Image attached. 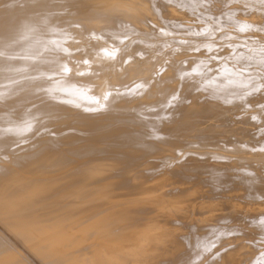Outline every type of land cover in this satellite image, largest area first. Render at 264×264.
I'll list each match as a JSON object with an SVG mask.
<instances>
[{
	"label": "bare ground",
	"instance_id": "bare-ground-1",
	"mask_svg": "<svg viewBox=\"0 0 264 264\" xmlns=\"http://www.w3.org/2000/svg\"><path fill=\"white\" fill-rule=\"evenodd\" d=\"M171 1L0 0V264H264V139L254 124L264 115V66L247 68L256 38L251 54L247 34L240 45L202 44L204 24L201 44L191 39L190 54L177 44L186 55L166 63L150 34L168 24L169 35L181 31L179 10L206 14L209 0H182L180 9ZM240 1L220 3L239 13ZM253 1L258 11L263 0ZM256 9L232 18L239 33H264ZM159 16L167 27L149 31ZM110 35L133 55L121 46L119 57L117 41L102 40ZM137 37H150L148 51ZM152 42L160 47L151 51ZM85 55L118 65L88 70ZM103 69L105 82L96 76ZM234 94L258 101L252 113L243 109L253 103L239 104L245 120ZM231 143L247 149L231 155L238 161ZM229 162L249 172L236 168L239 176Z\"/></svg>",
	"mask_w": 264,
	"mask_h": 264
},
{
	"label": "rangeland",
	"instance_id": "rangeland-1",
	"mask_svg": "<svg viewBox=\"0 0 264 264\" xmlns=\"http://www.w3.org/2000/svg\"><path fill=\"white\" fill-rule=\"evenodd\" d=\"M156 1H161V0H156ZM162 1H163V0H162ZM170 1H171V0H170ZM211 1H213V5H212V2H211ZM211 1L209 0V1L205 2V4L202 2V4L204 5L203 7H202V5H201V7H202V9H203L202 12H207V13H208V14H207V13H206V14L204 13L205 15H204L203 13H201V12H196V13H195V12H193V11L187 10V9H190V8H187V7H186V8H187V9H186L185 6H184V7H182V5L179 6L180 4H183L184 0H183V2H182V0H178V1L173 0V1H171V2H173V3H176V2L178 3V2H180V3L177 4V6L179 7V9H180V7H182V8H181V11L179 10V12H184V13H183L184 15L182 14V16H180V18H182V17L184 16V19L182 18V21H181V19H180V22H182V24H184V25H183V27H182V25H181V28H180L181 31L178 30V29H179V28H178V27H179L178 25L175 26V27L178 28V29L176 28V29H177V32H179L178 35L173 36V34H174V33L177 34V32H175V31L173 30L174 32H172V33H173V34H172V33L169 31L170 35H172V36L174 37V39H175V40H174L173 37H171V36L167 33L168 28H169V30L172 31L174 25H172V24H168V25H170V26L172 25V29H171L170 26L167 27V24H166V25H163L160 16H159L158 19H156V21H155V19H154V22H155V23L152 21V24H150V27H149V31H151L150 28H151V29H152V28H153V29H156V28L162 27V25H163L164 27H167V31H166V32H163V31H162V33H161V32L159 31L160 33L157 32V35H156V34H154V35H153V34H152V35L150 34L151 38H152L153 36H155V37L157 36V37H156V40H155L156 42H158L157 39H160V38H161L160 40L163 41V42H161V41L159 40V43H162V44H163V45H162V44H160V45H162L163 47H160V46H159V43H156V42L154 43V44H158V46L161 48V50H163V48H164V51H161L160 49H159L160 51H158V52L154 51L155 53H157V54L154 53V54L156 55V57L160 58V57H159L160 54H158V53H160V52H161V53H162V52H165V53L167 54V58L170 57V56H174L173 58H176L175 56H177L178 54H179V55H178L179 57H180V56H183V55H186L185 52H187V51H188V52L190 51V52L192 53V51H193L192 48L195 49V48L198 46V42L200 43L201 38H202V40H201V43H202V44H203L204 41H205V43H208V42H209L208 40H215V39H217V40L220 39V40H224V41H228V42H229V40H230V43H232V42H231L232 39L235 38V39H233V41H238V42L240 41V42H239V45H240V44L244 41V40L242 41V40H240V39H241V38L244 39V36H245V39H246L247 36H249V37H247V40L250 39V36H251L252 38L254 37V39H255V38H256V39L258 38L259 41L261 40V43H262V40L264 41V38H263V36H264L263 30H262V31L259 30V31H261V32H259L258 29H257V30H253L254 35H252L253 33L251 34V31H252V30H250V31H246V32H244V33H239V28H240V27H238V25H235L236 23H234V22H235L234 20H233V22H232V18H235L236 14H239L240 12H243L244 10H247V11L250 10L249 13H252V14L255 12L256 7H255V3H254L253 0H247V1H245V3H243L244 0H242V3H241V1H240L241 4L238 5V6H240V7L237 6V7L240 9V10H237L239 13H237L236 10H233L234 12L230 11V9L232 10V7H234V5L232 6V5H228V4H227V5H224V6H226V7H223V4L220 3V0H219V1L216 0V1H218V2H216L215 0H211ZM237 1H239V0H237ZM249 1L254 3V10H253V8L250 9V7H251V3H250ZM256 1H258V0H256ZM261 1H262V0H261ZM210 2H211V5H212V6H210ZM259 2H260V1H259ZM207 3H208L209 5H208ZM214 3H215V4H214ZM217 3H218V4H217ZM219 3H220V4H219ZM253 3H252V7H253ZM256 3H257V2H256ZM262 3L264 4V0H263ZM184 4H185V3H184ZM206 4H207V5H206ZM216 4H217V6H215ZM249 4H250V5H249ZM257 4H258V6H259V3H257ZM257 4H256V6H257ZM263 4H261V2H260V8L257 6V7H258V11H259V9H261V10L264 9V5H263ZM244 5H245V6H244ZM248 5H249V6H248ZM261 5H262V6H261ZM213 6H214V7H213ZM219 6H220V7H219ZM228 6H230L231 8H230V7L228 8ZM188 7H189V6H188ZM205 7H206V8H205ZM217 7H219V8H217ZM244 7H245V8H244ZM262 7H263V9H262ZM183 8H184V10H183ZM215 8L217 9V11H215ZM223 8H224V9H223ZM225 8H227L228 10L225 9ZM242 8H243V10H242ZM247 8H248V9H247ZM191 9H192V8H191ZM202 9H201V10H202ZM209 9H210V10H209ZM211 9H213V10H211ZM221 9H222L223 11L226 10V11H229V12H226V11H225V12L223 13V11H222ZM219 10L221 11L220 13H219ZM261 10H260V11H261ZM187 11H188V12H187ZM189 11H190V12H189ZM210 11H211V12H210ZM258 11H257V9H256V12H258ZM213 12H214V13H213ZM245 12H246V11H245ZM197 13H198V14H197ZM209 13H210V14H209ZM222 13H223L224 15L226 14V17H227V18H226L224 15H222ZM243 13H244V12H243ZM259 13H260V12H258V15H259V16L261 15V16H260V18H261L260 23L262 24V26H264V23H263V22H264V13H260V14H259ZM196 14H197V15H196ZM212 14H213V15H212ZM218 14H220L221 16L218 15ZM227 14L230 15V16H229L230 18H228ZM191 15H193V16H191ZM203 15H204V16H203ZM206 15H207V16H206ZM210 15H211V16H210ZM214 15H215V16L218 15V16H217L218 18H217V17H214ZM152 16H154V15H152ZM201 16H202V17H201ZM223 16H224V17H223ZM233 16H234V17H233ZM155 17L157 18V17H158V14H156L153 18H155ZM191 17L194 18V19H191ZM220 17H222L223 19L220 18ZM188 18H189V19H188ZM213 18H214V19H213ZM215 18H216V19H215ZM219 18H220V19H219ZM225 18H226V19H225ZM159 19H160V20H159ZM186 19H187V20H186ZM158 20H159V22H158ZM183 20H185V22H184ZM203 20H205V21H203ZM225 20H229V21H228V22H225ZM230 20H231V22H230ZM262 20H263V22H262ZM211 21H212V22H211ZM221 21H223L222 23H223V24H226L227 26L224 25V27H222V26L218 25V28H217V26H216L215 24H217V23L220 24ZM150 22H151V21H150ZM180 22H177V23H180ZM183 22H184V23H183ZM209 22H211V23H210L211 25L209 24ZM214 22H215V23H214ZM157 23H159V25H158ZM160 23H162V24L160 25ZM230 23H232V24L234 23V24L231 25ZM197 24H198V25H197ZM204 24H205V30L208 31V32L205 33V35L202 34L200 31H198V32L196 31V27L200 26V28L198 27V29L201 30V28H204V27H203ZM140 25H141V26H140ZM154 25H155V26H154ZM139 26H140V27L144 26V23H143V24L140 23ZM152 26H154V27H152ZM188 26H189L190 28H189ZM193 26L195 27V31H194ZM201 26H202V27H201ZM207 26H210L209 30H208ZM236 26H237V27H236ZM212 27H213V28H212ZM191 28H192V29H191ZM211 28H212L213 30H212ZM223 28H224V29H223ZM230 28H231V29H230ZM235 28H237V29H235ZM258 28L261 29L260 27H258ZM176 29H175V30H176ZM229 29H230V30H229ZM192 30H193L194 32H193ZM202 30H204V29H202ZM219 30H220V31H219ZM226 30H227V31H226ZM236 30H238L237 34H236ZM230 31H231V33H230ZM232 31H234V32H232ZM255 31H256V32H255ZM199 32H200V34H199ZM214 32H216V33H214ZM222 32H223V33H222ZM164 33H165V35H164ZM181 33H182V34H181ZM184 33H185V35H186V39H183L182 41H179V39H180L179 36H180V35H181V36H184ZM191 33H192V34H191ZM197 33H198V34H197ZM210 33L215 34V36H213L214 38H212V35H213V34H210ZM219 33H220V34H219ZM229 33H230V34H229ZM223 34H224V35H223ZM242 34H244V36H243ZM245 34H247V36H246ZM134 35L137 36L136 34L131 35V36H130V37H131V40L134 39V37H135ZM158 35H159V36H158ZM168 35H169L170 37H169ZM189 35H190V36H189ZM196 35H197L198 37H197ZM202 35H204L205 37L203 36V37L199 38V36H202ZM230 35H231V36H230ZM233 35H234L235 37H233ZM238 35H239V37H238ZM88 36H89V37H87V38H90L91 35H88ZM97 36H99V35H97ZM132 36H134V37H132ZM138 36H139V35H138ZM160 36H162V37H160ZM166 36H167V37H166ZM195 36H196V37H195ZM227 36H228V37H227ZM229 36H230V37H229ZM242 36H243V37H242ZM111 37H112V39H111ZM165 37H166V38H165ZM175 37H178L179 39L177 38L178 40H176ZM209 37H211V38H209ZM223 37H224V38H223ZM96 38H97V37H96ZM106 38H107V40H106ZM169 38H170V39L172 38V40H174V41L170 40V41H171V42H170V41H169ZM182 38H183V37H181V39H182ZM184 38H185V36H184ZM231 38H232V39H231ZM237 38H238V40H237ZM239 38H240V39H239ZM100 39H101V38H100ZM110 39H111V40H110ZM121 39L124 40V38H121ZM121 39H120V40H121ZM137 39H138V41H139V39H140V42H139L140 44H139V43H138V44L141 46V45H142V41L144 42L147 38H146V39L144 38L145 40H144V39L141 40V38L137 37V38L135 39V41H136ZM148 39L150 40V37H148ZM148 39L146 40L147 44L149 43V42H148V41H149ZM154 39H155V38L153 37L151 40H153V42H154ZM165 39H167V41H166ZM181 39H180V40H181ZM191 39H192V41L195 40V41L197 42V46H195V45H196V42H195V43L192 42V43H194V44L191 43ZM228 39H229V40H228ZM256 39H255V42L258 43L259 41H256ZM102 40L110 41L109 43H111L112 41L114 42V40L117 41V43H116L115 46H114V47H117V48H115L116 50L114 49V52H118V51H120V50L122 49L121 46H122L124 49H125L126 46H129V45H127V44H129V43L125 42V43H127V44H125L123 41H122V43H121L120 40H118L116 37L111 36V35H110V38H109V36H108V37L105 36V38L102 39ZM151 40H150V42H151ZM184 40H185L186 42H187V40H188V44H187V45H186V42L184 43ZM189 40H190V41H189ZM118 41H119V43H118ZM124 41H125V40H124ZM129 41H130V40H129ZM133 41H134V40H133ZM135 41H134V42H135ZM138 41H136V42H138ZM207 41H208V42H207ZM245 41H246V40H245ZM250 41H251V39L249 40V42H250ZM253 41H254V40H253ZM130 42H131V41H130ZM146 42H144L143 45H142L141 47H140V46H139V47H140V48H144V47H145L144 44H145ZM153 42L150 43V45H146V46H149L150 48L153 47L152 49H150L151 51H153V50H157V49L159 48L157 45H156L157 47L154 46V45H152ZM167 42H170V43H172V42L174 43V42H175V44H173V43L170 44V43H167ZM176 42H179V43H176ZM189 42L191 43V46L189 45V44H190ZM228 42H227V43H228ZM246 42H247V43L244 44L246 48H245V47H242V48H243V49H244V48H245V49L248 48L247 51H248V50H249V51H248L247 53H250V54H251L252 50L254 51L253 48H255V50L257 49L256 51H254L255 53L252 52V54L257 58V60H255V62L251 63V65H250V64H249V61L246 62L244 57H240V58H239V55H238V58H239V59H241V58L244 59L243 62H245V64H248L247 66L250 65V66L247 67V68H252V66L254 65V63H256V64H255L256 66H258L260 63H261V64H260L261 66H264V61H263V60H264V51H263V50H264V47H262V45L264 46V44H263L264 42H263L262 44L259 42L258 46H257L256 43L253 42V44H254L253 46H254V47H253L252 44H251L252 42H250V43H249L248 41H246ZM181 43H182V44L184 43L185 45L183 44V45H184V46H183ZM201 43H200V44H201ZM248 43H249L251 46H250V45H247ZM118 44H119V45H118ZM134 44H135V43H134ZM177 44L179 45V48H180V47H181V48H182V47H186V48H188V49H190V48H191V49L186 51L185 48H183V49L185 50V51H184L185 54H184L183 51H182L181 54H183V55H180V53H177V52H179V48L177 47V46H178ZM180 44H181V45H180ZM228 44H229V43H228ZM236 44H237V42H236ZM242 44H243V43H242ZM125 45H126V46H125ZM151 45H152V47H151ZM192 45H193V46H192ZM205 45H206V44H205ZM124 46H125V47H124ZM143 46H144V47H143ZM165 46H166V47H165ZM169 46H170L171 48H170ZM174 46L177 47L178 49L175 48ZM189 46H190V47H189ZM248 46H249V47H248ZM259 46H261V47H259ZM129 47H130V46H129ZM237 47H238V44H237ZM251 47H253V48H251ZM258 47L261 48V49H259ZM120 48H121V49H120ZM127 48H128V47H127ZM127 48L125 49V50H126V53H127V55H130V54H128V52H129V51L132 52V50H130V48H129V49H127ZM145 48H146V50H147L148 47H145ZM145 48H144V49H145ZM156 48H157V49H156ZM174 48H175V49H174ZM239 48L241 49L240 46H239ZM249 48H250V49H249ZM118 49H119V50H118ZM124 49H122L119 53H117V54L119 55V57H120L121 52H122ZM165 49H166V50H165ZM168 49H169V50L171 49V50H170V53H169V50H168ZM173 49H174V50H173ZM236 49H237V48H236ZM236 49H235V50H236ZM117 50H118V51H117ZM125 50H124V51H125ZM141 50H142V49H141ZM146 50H142V51H146ZM148 50H149V48H148ZM148 50H147V51H148ZM177 50H178V51H177ZM258 50H260V51H258ZM127 51H128V52H127ZM166 51H168V52H166ZM171 51H174V52L172 53ZM180 51H181V49H180ZM233 51H234V50H233ZM238 51L240 52L241 50H238ZM238 51H235L234 53H233V52L231 53V55L233 56V58H235L234 60L238 59V58H236V57H237V54H238V53H237ZM257 51H258V52H257ZM262 51H263V52H262ZM130 52H129V53H130ZM175 52H176V53H175ZM190 52H189V54H190ZM260 52H261V53H260ZM83 53H84V52H82V53H78V54H74V55H75V56H78V55L82 54L81 56H78V57H81V58H82V57L84 56ZM123 53L125 54L124 56H127L125 52H123ZM123 53H122V54H123ZM168 53H169V55H168ZM236 53H237V54H236ZM154 54H152V55H154ZM166 54H165V55H166ZM175 54H176V55H175ZM187 54H188V53H187ZM228 54H229V57H231V56H230V53H228ZM228 54H227V56H228ZM233 54L236 55V57H235ZM74 55H72V56H74ZM114 55L117 57V59H119L118 56H117L116 54H114ZM132 55H133V52H132ZM155 55H154V56H155ZM260 55H262V56H260ZM104 56H105V55H104ZM104 56H102V57L104 58ZM107 56H108V58L114 57V56H111V55H107ZM163 56H164V53H163ZM163 56H162V57H163ZM178 56H177V57H178ZM221 56H222V55H221ZM241 56H244V55H241ZM254 56H253V57H254ZM85 57H87V58H85V59H87L86 61H89V60H90L89 62H86V61H85V63L90 64V62H91L90 67H91V68L93 67V68H95V69L100 68L101 66H102V68H105V67L111 66L110 64H112V62L114 63L115 66L118 65L117 63L114 62L115 59H116V57H115V58H111V59H114V60H111V59H110L111 61H110L109 59H105L106 61L103 60V63H102V64L100 63V61L97 62V60L95 59V57H93V58H91V59H89L87 55H85ZM91 57H92V56H91ZM102 57H101V58H102ZM162 57H161V58H162ZM164 57L166 58V56H164ZM164 57H163L162 60H164ZM81 58H76V59L78 60V59H81ZM105 58H106V56H105ZM173 58L170 57L169 60L167 59V60H166V63H167V61H169L168 63H171L172 65H176V64H175L176 59L174 60ZM258 58H259V59H258ZM76 59H75V60H76ZM82 59H83V58H82ZM82 59H81V60H82ZM88 59H89V60H88ZM93 59H94L95 61H94ZM117 59H116V60H117ZM171 59H173L172 62H170ZM220 59H221V58H220ZM242 59H241V60H242ZM91 60H92V61H91ZM108 60H109L110 62H109ZM151 60H152V59H151ZM151 60H150V62H149V64H148V66H149L150 63L153 61V60H152V61H151ZM107 61H108L109 63H108ZM261 61H262L263 63H262ZM98 63H99V64H98ZM173 63H174V64H173ZM96 64H98V65H96ZM100 64H101V65H100ZM82 65L85 66L86 64L82 63ZM91 65H92V66H91ZM105 65H106V66H105ZM255 65H254V66H255ZM260 65H259V66H260ZM79 66H81V65H79ZM79 66H78V67H79ZM83 66H82V67H83ZM86 66H89V65H86ZM115 66H114L113 68H115ZM154 67H156V66H154ZM88 68H89V67H88ZM88 68H87V69H88ZM93 68H92V69L89 68L88 70H93ZM110 68H111V70L113 69L112 67H110ZM172 68H174V67H172ZM108 69H109V67H108ZM150 69H151V68H150ZM113 70H114V69H113ZM262 70H263V71H262ZM105 71H106V72H105ZM261 71L264 72V68H263V67H262ZM114 72H115V71H114ZM87 73H88V75H90V74L93 75V74L89 71V72H86V74H85V73H81L80 76L87 75ZM107 73H108V71L105 70V69H103V72H101V74H100V73H99V74H96V76H97V77H102V78H103V81L105 82V78H106V76L108 75ZM252 73H253V72H252ZM82 74H83V75H82ZM102 74H103V75H102ZM142 76H143V75H142ZM139 77H140V76H139ZM254 80H256V79H254ZM254 80H253V81H254ZM257 80H258V79H257ZM257 80H256V82H257ZM253 81L251 80V81H249V82H251V84H252ZM254 82H255V81H254ZM256 82H255V83H256ZM260 82H261V81L259 80L258 83H260ZM247 83H248V82H247ZM255 83H253V84H255ZM261 83H263V85L260 84V86H263V87H261V89H262V88H263V89H262V90L260 89V90L263 91V90H264V81H262ZM251 84H249V83L247 84V85L250 87V89H251V86H252ZM247 85H245V87H246V88H249V87H247ZM253 86H254V85H253ZM257 86H258V84H257ZM260 86H258V87H260ZM255 87H256V84H255ZM252 88L254 89V87H252ZM258 89H259V88H258ZM257 91L259 92V90H257ZM261 91H260V92H261ZM233 93H234V92H233ZM204 94H205V93H204ZM204 94H203V95H204ZM236 95H237V94H234V98H235ZM237 96L239 97V95H237ZM237 96H236V99H238V100L241 99L240 101L243 100L241 95H240V96H241L240 99H239ZM204 97H205V96H204ZM243 97L245 98V95H244ZM249 97H250V98H248V96H246L247 99L245 98L246 101L243 100V101H244L243 103L240 102V101H239V102H238V101L236 102L237 105H235V103H234L235 107H236V106H237V107L239 106V108H241L240 105H241V106H242V105H245V106H242V107L244 108V107H246L247 105H248L247 107H249L250 105H253V104L255 105V104H256L255 106H254V105H253V106H250V107L247 109V111H246V109H243V110H245V112H248V111H249V112H251V113H252L253 111H256L257 109L254 110V108H255L256 106H258V105H257V102H258V101L256 100V103H255V99H256V98H255V97H252L251 95H250ZM206 99H207V96H206ZM209 99H210V98H209ZM221 100H223V99H221ZM234 100H235V99H233V100H231V101H234ZM247 100H248V103H247ZM250 100H251V101H250ZM223 101H224V100H223ZM235 101H236V100H235ZM245 102H246L247 104H246ZM232 103H233V102H231V104H232ZM252 103H253V104H252ZM231 104H230V105L227 104V105H228V106H231V107H234V105H231ZM239 104H240V105H239ZM227 105H226V106H227ZM250 108H252V109H250ZM249 109H250L251 111H250ZM243 110H242V108L240 109V111H243ZM238 111H239V110H238ZM245 112H244V111H243V113L241 112L243 115L240 114L239 116H241V117L244 116V117H245L246 115L248 116V114H250V113H246V114H244ZM263 112H264V110L262 111V113H263ZM239 113H240V112H239ZM259 115H261V114H259ZM239 116H238V117H239ZM248 117H249V116H248ZM248 117H247V118H248ZM245 118H246V117H245ZM245 118L242 117V119H244V120H245ZM254 119H255V118H254ZM256 119H258V120H257V121H258V124H257V122H256V123L253 122V123L256 124V126H258V127H259V126H260V127L262 126V129H259V128L257 127L259 130H258V129H257V130L255 129V131H259L261 134H263V132H264V128H263V126H264V121H263V120H264V115L262 114V116H261L260 118H259V116H258V118H256ZM255 121H256V120H255ZM262 123H263V124H262ZM253 131H254V130H251V131H248V132L251 133V132H253ZM248 132H246V134H247ZM260 133H259V135H256V136L258 137L259 140L262 139V141H263V139H264V137H263L264 134L260 136ZM257 134H258V133H257ZM258 139H257V140H258ZM259 142H261V140H260ZM233 143H234V142H233ZM233 143H231V145H232V146L234 145V146H233V147H234V150H236V148H237L236 146H238V150H236L235 152H234V150H233L234 153H232V149H233V148H232V146L230 145L232 149H230V148H227V149H228L229 151H231V152H229V153H231V154L228 155V153H225V152H222V153H221V152H219V151H217L216 154H219V153L223 154V153H224V154L222 155V156H223L222 159H223V158L228 157V156H230L231 158H233L232 156H234V155L237 156V155H239V154H241V153L243 154V151H244V150H245V152L247 151V149H244V148H245L244 146H242V145H240V144H237V143H235V144H233ZM236 144H237V145H236ZM235 145H236V146H235ZM239 145H240V146H239ZM235 147H236V148H235ZM240 147H241V149H243V150L239 151V150H240ZM242 147H243V148H242ZM220 148H221V147H218V148L216 147V148H214V149H220ZM212 151H213V150H212ZM214 151H215V150H214ZM218 152H219V153H218ZM236 152H237V154H236ZM245 152H244V153H245ZM248 152H249V151H248ZM211 153H215V152H211ZM224 155H226V156H224ZM227 155H228V156H227ZM231 155H232V156H231ZM220 156H221V155H220ZM230 157H228L227 159H229ZM217 158H218V157H217ZM213 159H215V158H213ZM220 159H221V157H220ZM234 159H235V160H234ZM230 160H231V159H230ZM233 160L236 161L237 159L234 157ZM237 161H238V160H237ZM230 162H231V161H230ZM230 162H229V163H230ZM227 163H228V162H227ZM230 164H231L232 166L229 165V168H230V166H231V168L234 170V171H233V170L231 169V172L236 173V174L239 173V172L237 173V171L240 170V168L242 169V167H243V169H244V168L246 167V166L244 167L243 165H242V167H240L239 164H238V166H236L237 164H235V165L232 164V163H230ZM219 165H220V163L218 164V166H219ZM233 166H234L235 168H234ZM229 168H228V169H229ZM236 168H239V169L237 170ZM246 168H247V167H246ZM246 168H245V169H246ZM228 169L226 170L227 172H228ZM236 170H237V171H236ZM246 170H247V172H249V169H248V168H247ZM229 171H230V170H229ZM240 171H241V170H240ZM242 171H243V170H242ZM231 172H229L228 174H230ZM244 172H245V170H244ZM242 174H243V173H239L238 175L240 176V175H242ZM208 175H210V173H209ZM244 175H245V174H244ZM236 176H237V175H236ZM242 176H243V175H242ZM263 176H264V174H263ZM245 177H246V176H245ZM249 177H250V176H249ZM241 178H242V177H241ZM243 178H244V177H243ZM235 179L240 180L239 177H237V178H235ZM263 199H264V196H263ZM262 201H263V200H262ZM228 221H229V220H228ZM228 221L226 222V225L228 224ZM237 221H238V220H237ZM230 222H231V221H230ZM238 222H239V221H238ZM231 223H232V222H231ZM224 224H225V223H224ZM228 225H229V224H228ZM3 231H4V230L0 227V233H3ZM199 242H200V241H199ZM199 242H198V244H199ZM200 243H201V242H200ZM199 246H201V245H199ZM18 247H19V246H18ZM19 249H20V247H19ZM21 250L23 251L22 248H21ZM23 253H24V254L26 253L25 250L23 251ZM27 255H28V253H27ZM28 256H29V255H28ZM33 264H39V263H38V261H34Z\"/></svg>",
	"mask_w": 264,
	"mask_h": 264
}]
</instances>
